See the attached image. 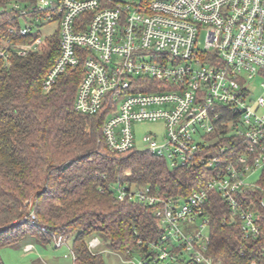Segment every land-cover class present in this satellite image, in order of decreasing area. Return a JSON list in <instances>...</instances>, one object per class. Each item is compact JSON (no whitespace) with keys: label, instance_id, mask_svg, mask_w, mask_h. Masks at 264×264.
Masks as SVG:
<instances>
[{"label":"built area","instance_id":"2783aa9c","mask_svg":"<svg viewBox=\"0 0 264 264\" xmlns=\"http://www.w3.org/2000/svg\"><path fill=\"white\" fill-rule=\"evenodd\" d=\"M2 17L0 70L44 50L57 34L59 56L43 90L83 65L74 109L106 115L111 152H138L133 125L162 121L164 138L146 134L145 152L172 169L214 172L185 200L116 185L120 202L154 208L164 229L158 240L139 242L138 263L128 249L127 264H219L208 254L212 193L246 239L264 240V97L254 98L264 78V0H0ZM50 23L57 30L42 35ZM68 241L60 236L55 245ZM101 245L98 237L89 242L94 251Z\"/></svg>","mask_w":264,"mask_h":264},{"label":"trees","instance_id":"16d2710c","mask_svg":"<svg viewBox=\"0 0 264 264\" xmlns=\"http://www.w3.org/2000/svg\"><path fill=\"white\" fill-rule=\"evenodd\" d=\"M4 23L2 17L0 28ZM58 56L56 34L44 50L0 70V264L4 247L46 246L60 236L71 240L72 264H106L105 252L90 249L95 235L104 249L125 258L128 249L140 253L139 242L158 240L164 229L154 208L120 202L116 185L151 186L185 200L214 176L205 167L172 169L145 151L127 157L111 152L103 135L106 115L74 109L83 65L44 92L43 81ZM206 210L208 254L215 262L264 264V240L244 237L219 193L210 195Z\"/></svg>","mask_w":264,"mask_h":264},{"label":"rangeland","instance_id":"374dc122","mask_svg":"<svg viewBox=\"0 0 264 264\" xmlns=\"http://www.w3.org/2000/svg\"><path fill=\"white\" fill-rule=\"evenodd\" d=\"M21 24H24L21 21ZM58 28V24L50 23L44 27L42 30V35H48L54 33ZM202 42L204 43L205 37L204 35L201 38ZM264 83V78L258 79L256 83V89L254 91V98L264 97V91L261 89V84ZM261 114H264V108L261 109ZM133 130L135 133L136 141V151L144 152L146 149L145 144L142 142L143 137L146 134H156L158 139H163L165 136V124L162 121L159 122H141L135 123L133 125ZM136 153V152H135ZM130 155H136L134 153L125 155L123 157H127ZM207 233V232H205ZM98 236H93V238ZM99 238V237H98ZM102 242L100 246L101 251L104 253V258L106 264H127L126 260H129V257L125 256L118 252L112 251L106 248ZM32 243V242H31ZM30 244V243H29ZM33 249L31 251H26V247L23 246L22 248H11V247H4L1 250V257L5 264H33V262L40 260L45 264H72L73 257L71 255L70 248L72 246L71 240L68 241L67 245H63L62 247H56L55 243H49L46 246H42L40 244L33 243ZM141 260V255L138 252L133 254L132 261L134 263H138ZM129 264V263H128Z\"/></svg>","mask_w":264,"mask_h":264}]
</instances>
